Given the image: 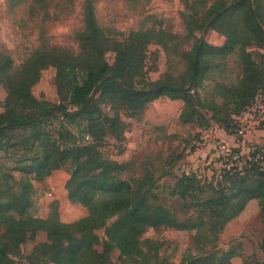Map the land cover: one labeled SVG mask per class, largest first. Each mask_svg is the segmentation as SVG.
I'll use <instances>...</instances> for the list:
<instances>
[{"label":"trees","instance_id":"obj_1","mask_svg":"<svg viewBox=\"0 0 264 264\" xmlns=\"http://www.w3.org/2000/svg\"><path fill=\"white\" fill-rule=\"evenodd\" d=\"M185 21L184 39H195L189 53L182 49L178 34L163 28H140L115 36L116 30L98 24L87 0L83 27L74 34L77 50L38 47L14 70L11 58L0 53V85L6 88L0 112V264H14L20 246L39 231L45 232V240L33 247L32 264H168L160 254L164 241L144 237L148 229L194 230L195 247L215 248L219 232L252 199L257 201L264 227V166L258 159L249 160L241 170L221 168L210 178L181 173L166 190L176 198L178 208L172 210L161 200L157 183L167 170L155 177L144 166L135 176L133 162L109 159L99 149L106 137H122L123 108L142 111L161 96L183 101L181 123H199L208 129L213 121L227 135L236 133L237 118L256 99L264 103V0H213L185 15ZM207 23L224 35L222 44L196 38L194 32ZM150 44L159 45L167 55L182 57L184 69L146 81ZM109 51L114 54L111 63L105 57ZM231 54L240 67L236 81L216 86L219 101L201 97L198 88L205 70L216 65L213 59ZM48 65L55 67L54 82L60 92V101L53 105L31 92ZM53 115L68 123H83L81 136L89 140L79 143L77 136L62 128L60 143L47 129ZM198 136L190 149H196ZM20 152L22 158L13 161L17 166L9 168L8 155ZM62 167L69 172L64 184L67 197L85 207L86 215L60 220L57 200L50 203L45 217L33 215V183ZM98 230H103L105 238L102 250L96 247L101 242ZM113 249L119 252L115 261L110 256ZM259 249L261 258L246 264H264V232ZM234 256L233 249L205 250L197 256L187 254L180 263L232 264Z\"/></svg>","mask_w":264,"mask_h":264},{"label":"rangeland","instance_id":"obj_2","mask_svg":"<svg viewBox=\"0 0 264 264\" xmlns=\"http://www.w3.org/2000/svg\"><path fill=\"white\" fill-rule=\"evenodd\" d=\"M87 0H0V53L8 55L12 60L13 70L19 68L23 61L38 47H60L69 51L77 50L74 34L83 27L84 6ZM97 22L100 26L117 31L115 36L121 37L130 30L140 28H163L180 36L182 49L190 52L195 39L185 40L187 33L185 15L192 11L202 10L213 0H90ZM199 15V14H198ZM196 38L220 45L224 35L217 32L207 23L203 30L194 32ZM106 60L111 63L113 52L105 54ZM216 65H210L205 70L198 92L201 97L215 98L218 84H231L236 81L240 67L235 55L213 59ZM204 66V63L202 64ZM185 61L182 57L167 55L157 44L148 46L146 59V81H153L164 73L177 75L184 69ZM55 67L46 66L40 72L37 83L32 88V94L49 105L60 101L58 85L54 82ZM6 96V88L0 85V112ZM264 101V90L262 98ZM181 99H169L161 96L149 101L144 109L121 110V118L126 127L120 139L106 137L99 147L101 153L109 159L119 162H133L134 175L137 176L146 166L153 170L155 177L167 170V174L159 177L160 198L166 202L170 209L178 208L176 198L166 193L167 186L174 184L181 173H195L201 178L216 176L223 167V160L211 150L209 143L216 138H222L228 144L233 154H240L246 158L251 146L264 147V119L257 114L237 118L240 131L233 135H226L222 128L213 121L208 129H202L199 123H181L178 120L182 109ZM102 108L111 113L108 105ZM209 115V113H208ZM48 119L47 129L59 139L61 129L65 128L77 136L78 142L83 143L89 137H82L83 123H68L60 115H53ZM222 131L223 135L219 132ZM60 132V133H59ZM196 149H190L194 139ZM218 134V135H217ZM11 153L6 161L9 168L17 165L13 162L22 158ZM28 162V161H27ZM16 178L18 170H13ZM69 172L66 167L54 170L41 182H34V206L31 213L45 217L49 211L50 203L57 200L59 219L65 222L78 219L86 215L87 210L80 204L71 203L67 197L65 181ZM264 232L260 219L257 201L250 200L240 214L229 221L219 232L215 248L204 245L202 249L195 247L193 242L194 230H175L172 228L148 229L144 237H157L164 241L160 254L167 257L168 264H183L182 259L187 254L197 256L205 250L222 253L233 249L235 256L232 264H246L261 258L259 242ZM101 242L96 246L98 250L104 249L103 230L97 231ZM45 240V232L39 231L35 237L20 246L18 256L14 257V264H32L30 253L33 247ZM119 252L110 251L115 261ZM39 261L36 264H41ZM198 264H204L199 262Z\"/></svg>","mask_w":264,"mask_h":264},{"label":"built area","instance_id":"obj_3","mask_svg":"<svg viewBox=\"0 0 264 264\" xmlns=\"http://www.w3.org/2000/svg\"><path fill=\"white\" fill-rule=\"evenodd\" d=\"M257 114L261 119H264V103L259 99L246 110L245 116L251 114ZM236 133L240 131V125H238ZM235 133V134H236ZM209 147L223 160V167L227 169L241 170L249 160H260L264 166V147L251 146L249 148V154L246 158H242L240 154L231 153L228 144L222 138H216L213 142L209 143Z\"/></svg>","mask_w":264,"mask_h":264},{"label":"crops","instance_id":"obj_4","mask_svg":"<svg viewBox=\"0 0 264 264\" xmlns=\"http://www.w3.org/2000/svg\"><path fill=\"white\" fill-rule=\"evenodd\" d=\"M219 134H220V135H223V132H222V131H220V132H219ZM217 135H218V134H217ZM226 135H227V134H226Z\"/></svg>","mask_w":264,"mask_h":264}]
</instances>
